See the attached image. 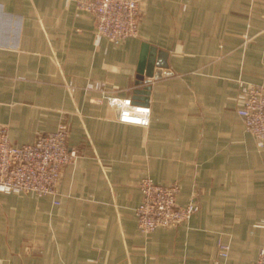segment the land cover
Listing matches in <instances>:
<instances>
[{"label":"crops","instance_id":"crops-1","mask_svg":"<svg viewBox=\"0 0 264 264\" xmlns=\"http://www.w3.org/2000/svg\"><path fill=\"white\" fill-rule=\"evenodd\" d=\"M75 2L0 0V125L22 145L63 123L77 154L56 195L0 191V264H250L264 246V147L236 94L239 80L264 84V0H141L139 34L119 44ZM144 45L167 67L136 84ZM107 95L149 106L148 125L119 121ZM144 177L177 181V204L198 210L141 232Z\"/></svg>","mask_w":264,"mask_h":264},{"label":"built area","instance_id":"built-area-1","mask_svg":"<svg viewBox=\"0 0 264 264\" xmlns=\"http://www.w3.org/2000/svg\"><path fill=\"white\" fill-rule=\"evenodd\" d=\"M141 0H76L78 9L89 11L95 18V34L119 44L139 34ZM236 111L252 134L258 147H264V84L239 80ZM121 122L146 126L150 107L132 99L107 95ZM67 128L60 123L53 131L39 135L32 143H13L5 126L0 125V191L32 192L56 195L63 165L76 157L67 145ZM141 200L134 208L139 230L145 234L158 227L178 225L188 220L199 206L194 200L184 205L176 202L180 190L177 181L156 183L149 177L140 181ZM229 245L219 243V256L228 255ZM216 264H221L216 261ZM250 264H264V246Z\"/></svg>","mask_w":264,"mask_h":264},{"label":"water","instance_id":"water-1","mask_svg":"<svg viewBox=\"0 0 264 264\" xmlns=\"http://www.w3.org/2000/svg\"><path fill=\"white\" fill-rule=\"evenodd\" d=\"M146 55H148L146 59ZM155 66L167 67V63L161 59V52L157 51L154 47L143 46L141 59L137 68L136 84H141L147 82L145 76H152L155 74ZM167 72V71H165ZM149 94V87L145 86L143 88H135L133 90V99L146 100Z\"/></svg>","mask_w":264,"mask_h":264}]
</instances>
